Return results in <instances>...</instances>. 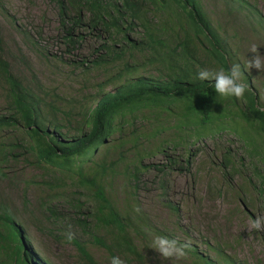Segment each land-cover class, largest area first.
Returning <instances> with one entry per match:
<instances>
[{
  "label": "rangeland",
  "instance_id": "374dc122",
  "mask_svg": "<svg viewBox=\"0 0 264 264\" xmlns=\"http://www.w3.org/2000/svg\"><path fill=\"white\" fill-rule=\"evenodd\" d=\"M59 1L0 0V33L3 58L12 75L43 103L72 114L71 127L63 122L61 112L48 115L63 124V131L72 132L76 121L94 108L97 96L100 99L113 93L125 82L126 75L120 74L125 65L131 67L132 80L142 76L163 82L171 72L166 63H148L158 46L146 40L140 21L127 32L129 39L142 43L136 50L126 52L120 60L93 64L108 59L105 45L110 51L127 50L122 34L112 37L103 27L92 29L89 14L67 4L62 20ZM107 1L116 4L115 0ZM134 1L142 9L141 19L151 22L150 33L172 50L188 29L184 12L171 0H156L155 4ZM196 3L208 29L215 33L216 39L211 40L221 46L230 66H241L242 81L264 108V71L246 68L254 55L249 51L252 45H257L264 56V0ZM77 12L82 21L71 29V18ZM66 30L71 31L74 41L78 36L82 38L68 45ZM203 35L206 37L207 29ZM203 35L189 46V69L193 74L220 70L206 51L211 50L210 38ZM174 61L175 66L181 65ZM217 104L203 129L191 124L193 116L185 118L182 105L141 111L132 123L117 120L122 132L114 133L110 144L123 145L108 151L105 164L122 156L115 171L101 181L107 197L126 218V234L135 248V254L114 252L124 264L198 263L188 248L183 258H162L152 248L159 236L187 243L197 254L219 264H264V231L249 230L256 216H264V134L253 132L251 120L243 118L246 102L242 98L218 96ZM8 110L6 90L0 82V115ZM129 118L127 115L122 119ZM245 128L250 132H242ZM198 130L203 133L196 137L193 132ZM28 140L20 129L0 131V146L15 147L14 158L1 165L5 176L0 177V199L20 224L30 251L42 264H89L68 239L71 233L85 245L96 264H110L113 256L94 244L92 238L99 236L111 243L108 232L95 228L84 233L76 224L77 218L94 211V200L76 184L78 176L54 179L38 168L25 150L24 141ZM107 147L102 145L98 155L106 154ZM166 155L173 161L171 167ZM99 160L84 166L86 176L100 171ZM137 161L153 167L140 170L137 181H133L130 174ZM47 181L53 182L54 191L43 186ZM76 204L82 208H76ZM46 206L55 209L56 218L45 212Z\"/></svg>",
  "mask_w": 264,
  "mask_h": 264
},
{
  "label": "trees",
  "instance_id": "16d2710c",
  "mask_svg": "<svg viewBox=\"0 0 264 264\" xmlns=\"http://www.w3.org/2000/svg\"><path fill=\"white\" fill-rule=\"evenodd\" d=\"M138 1V0H137ZM149 1L155 4L156 0ZM179 7L187 18V30L183 31L182 38L173 44L172 50L167 47L165 42L156 38L148 28L151 22L147 18L141 19L142 9L134 0H115L112 4L107 0H60L61 18H65V5H70L77 10H84L89 14L88 24L92 29L103 27L110 36L121 35L126 43L127 50L116 49L110 51L109 46H103L106 51V61L101 58L93 64H106L115 60H120L126 52L134 51L142 43L128 38L127 32L137 21L143 28L144 36L149 43L158 46L157 52L149 58L148 63L164 64L171 71L166 75L163 82L156 81L152 77H138L131 79V67L125 65L120 74H125V82L113 93H106L100 99L96 97L97 102L94 108L89 109L81 120L76 121V127L72 132L63 131V124L53 121L48 117L50 113L59 111L63 114L62 120L71 127L73 116L70 112L58 110L50 103H43L30 88L18 80L10 71L8 62L3 58V40L0 33V82L6 90L8 113L0 115V131L5 129H20L25 132L29 140L25 143V150L33 156L34 164L44 169L47 174L52 175L54 179H70L78 176L76 184L85 192V196L94 200V211L77 218L76 224L84 233H89L95 228H102L108 232L107 243L102 237L92 236L94 244L104 248L110 255L115 257L114 252H128L135 254V248L131 239L126 234V218L116 205L107 197L102 185V177L107 173H113L119 163V159L109 164H105L106 155L113 147L114 149L122 147L123 144H110V137L116 132H122V125L117 120L133 122L136 113L141 111H153L156 108L162 110L173 106H183L185 118L193 116V122L205 128L212 119L214 107L218 106L217 97L214 90V82L210 80L202 81L198 79V74H193L189 69L191 63L192 40L202 36L205 29L210 38L208 43L211 50L206 48L220 69L227 71L230 69V62L225 56L218 42L211 39L215 38V33L208 29L196 0H171ZM118 4L120 6H118ZM142 20V21H141ZM82 21L81 14L71 18V29L78 27ZM63 23V21H62ZM112 28L111 30H107ZM115 33H112L111 31ZM181 30H183L181 28ZM65 41L69 44H76L82 37H77L76 41L72 38L70 30L64 31ZM180 62V66H175ZM133 71V70H132ZM100 97V96H99ZM233 98V97H232ZM246 102L245 113H242L245 121H250L253 132L264 134V108L258 104L257 97L247 89L242 98ZM129 115V120L122 119ZM191 119V118H190ZM185 121V120H184ZM187 126V123H184ZM239 132V131H237ZM242 132H250L246 128ZM203 132L200 130L193 132V135L199 137ZM248 139H250L248 137ZM102 145H108L107 150L100 156L99 149ZM135 145V144H133ZM15 147L11 144L0 146V177L5 176L2 173L1 165L9 162V158H14L12 150ZM171 167L173 161L166 155ZM99 160V172L96 175L86 176L84 166L93 164ZM141 160V159H140ZM153 166H143L137 161L133 172L130 174L133 181H137L140 170L148 169ZM63 182V180H61ZM50 191H54L53 182H45ZM83 197L82 194L79 195ZM46 203H42L44 206ZM76 208L82 206L76 204ZM45 212L49 216L56 218L57 212L51 206L45 207ZM89 220V221H88ZM93 220V223L91 221ZM63 236V235H62ZM67 237V235H66ZM74 237V236H73ZM71 243L76 247L80 258L89 264H96L89 255L85 245L80 243L75 237ZM198 261L197 264H219L206 257L197 254L194 248L187 249ZM0 264H42L30 251L26 236L21 229L20 224L10 211L8 205L0 199Z\"/></svg>",
  "mask_w": 264,
  "mask_h": 264
},
{
  "label": "clouds",
  "instance_id": "9594fccd",
  "mask_svg": "<svg viewBox=\"0 0 264 264\" xmlns=\"http://www.w3.org/2000/svg\"><path fill=\"white\" fill-rule=\"evenodd\" d=\"M254 55L248 59L246 68L251 70L253 68L264 71V56H261L259 47L252 45L249 50ZM243 73L239 64L231 65L230 69L225 71L201 70L198 73V79L202 81L210 80L214 82V90L221 97H235L241 99L244 97L248 89V85L242 81ZM249 230L264 231V216H256L249 225ZM68 239L71 240L73 235L68 233ZM189 244H180L175 239L159 236L156 237L152 248L161 254L162 258H183L186 255L185 249L189 248ZM110 264H124V261L119 257H113Z\"/></svg>",
  "mask_w": 264,
  "mask_h": 264
}]
</instances>
